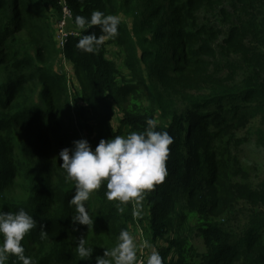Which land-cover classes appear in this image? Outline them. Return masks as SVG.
<instances>
[{
    "label": "trees",
    "instance_id": "obj_1",
    "mask_svg": "<svg viewBox=\"0 0 264 264\" xmlns=\"http://www.w3.org/2000/svg\"><path fill=\"white\" fill-rule=\"evenodd\" d=\"M66 4L80 36L70 37L62 53L81 84L83 104L76 109L75 121L93 150L101 139L144 131L146 121L158 115L162 123L157 130L174 137L168 176L145 194L143 208L137 211L131 201L108 200L105 181L85 202L89 211L95 205L94 225L104 229L115 246L121 230L130 233L146 223L153 239L166 243L159 249L162 264H264V183L224 186L219 196L218 187L230 179L225 171L230 161L214 153L234 128H246L258 116L264 124V0ZM47 7L61 15L58 0H0V210L23 208L34 216L37 226L23 243L25 254L37 264H96L105 249L91 244V226L73 223L76 210L68 202L75 181L66 179L56 154L73 135L65 129L56 97L58 91L66 93L67 76L54 70L51 52H46L51 45L57 53ZM94 10L131 19L132 28L120 20L118 34L105 37L98 51L87 53L77 48L78 41L89 31L100 35V29H80L75 17H90ZM34 16L42 21L37 29H32ZM28 29L38 36L22 41L20 35ZM114 44L127 56L125 73L109 58L108 46ZM114 100L121 111L117 126L112 125ZM71 132L78 136L76 127ZM260 132L264 146V129ZM16 143L22 155H14ZM240 170L239 165L233 175ZM18 177L27 194L23 201L8 195ZM183 194L189 210L185 212ZM241 202L250 206L248 223L236 236L230 222ZM193 220L204 242L203 254L184 233ZM42 226L46 239L40 236ZM80 237L93 249L90 260L78 255ZM7 264L18 261L10 256Z\"/></svg>",
    "mask_w": 264,
    "mask_h": 264
},
{
    "label": "clouds",
    "instance_id": "obj_2",
    "mask_svg": "<svg viewBox=\"0 0 264 264\" xmlns=\"http://www.w3.org/2000/svg\"><path fill=\"white\" fill-rule=\"evenodd\" d=\"M75 24L80 29L97 26L100 35L89 31L77 43V48L87 53L98 51L105 37L114 38L118 34L120 19L114 15H105L94 10L90 17L76 16ZM155 119H148L144 131H133L126 136L117 135L109 140L101 139L93 148L86 139L73 142L72 148H64L59 153L63 161L61 167L66 172V179L75 181V193L68 202L74 205L76 215L73 223L92 226L86 201L91 194L100 189L106 181V198L118 204L133 202L137 209L148 191L163 183L168 176L167 161L170 145L174 137L167 131L157 130ZM122 212L123 208H119ZM37 226L33 215L21 208L16 212L0 210V264H7L14 256L18 264H37L26 255L25 237ZM47 231L41 227V239L47 238ZM117 244L105 250L103 256L96 258V264H137L136 243L134 237L121 230ZM83 237L78 239L77 252L82 260H90L93 249L86 247ZM147 264H162V257L153 250Z\"/></svg>",
    "mask_w": 264,
    "mask_h": 264
},
{
    "label": "rangeland",
    "instance_id": "obj_3",
    "mask_svg": "<svg viewBox=\"0 0 264 264\" xmlns=\"http://www.w3.org/2000/svg\"><path fill=\"white\" fill-rule=\"evenodd\" d=\"M45 13L48 17V22L50 23L52 30L51 36L54 37V41L57 44V53L54 52V48L48 46L46 48V52L49 49L51 52V55L53 58L49 59V62L54 65V70L60 74H63L67 76V89L66 93L62 92H56L57 101L60 104L61 112L60 114L63 115L65 120V129L70 132V134L73 135V140L70 141V143L67 141L66 144H64V148H72L73 142L80 140V139H86V132L80 129L79 124H76L75 121V112L76 109L83 104V101L81 99V84L79 82V79L76 78L74 75V68L73 65L64 57L62 53V45H61V38L66 34H71V31L65 30V25L61 24V15L54 14L53 10L49 7L45 8ZM204 17V15H203ZM121 21L126 22L129 26V28H132V20L126 19L123 16L119 18ZM37 23L40 25L42 24V21H39L37 17L32 18V29L33 26L35 29L37 27L35 26ZM31 30L24 31L20 37L22 41L30 42L33 38L37 37V35L34 34ZM63 32V34H62ZM37 33V30H36ZM60 48V50H59ZM108 52H109V58L112 60H115L117 63L119 69L123 73L126 72V65L125 62L127 60V56L124 52H122L121 48L117 45H111L108 46ZM0 71H3V68L0 67ZM126 80H129V75L127 76ZM241 79L238 78L236 83H239ZM115 108V115L112 120V125L117 126V123L119 119L121 118V111L119 110L118 102L115 100L113 101ZM41 104V103H40ZM117 105V106H115ZM230 105L229 103H226L225 106ZM225 106L222 111V113H219L220 115H223V112L225 111ZM215 108V107H214ZM223 119V117H222ZM228 120V117H226V121ZM157 124L162 123V119L158 115L156 118ZM230 123V122H229ZM76 127L77 128V134L78 136L75 137V135L71 132V130ZM264 129V124L262 122L261 116H258L252 120H250L249 125L246 128H234L229 134L226 136H223L221 141L218 144V148L214 150V153L216 155H219V157H223V161L229 160L230 162L228 165V168H226V172L230 173V179L228 183H224L220 185L217 189V192L219 193V196H222L223 191L222 187H230L233 185H240V184H248L249 186H261V184L264 183V146L259 141V136L261 134V130ZM260 133V134H259ZM129 134V133H128ZM125 134L124 136H126ZM62 149H58L57 155H59L60 151ZM14 155H22L20 152V149L18 148V145L16 143V149ZM215 155V154H214ZM234 159H239L240 163L233 162ZM240 165L241 170L239 174L233 175V172L235 169ZM210 175V171L205 172V176L208 177ZM243 175H246L244 177ZM24 181L20 177L16 179L14 184L11 186V188L8 190V195L11 198H15L18 200H25L27 197V194L25 193L24 187H23ZM183 200V208L184 212L189 211L186 207V195L183 194L182 196ZM142 205L140 206V209H142ZM250 206H247L244 202H241L237 207V214L236 217L232 219L230 222V226L233 227V231L236 234V236H239L241 232L244 230L245 226L247 225L248 221V213H249ZM139 209H137L138 211ZM89 211V210H88ZM96 211L95 205L92 204L90 208V215L93 216ZM147 209H143L144 215L146 214ZM91 226V244L92 245H103V248L106 250H110L114 245H112L109 240L107 239L105 235L104 229L99 228L97 225ZM195 220L188 221L185 225L184 233L189 236L190 241L192 244L196 247L199 254H203L206 249L204 246L203 239L199 236V233L197 232L195 228ZM146 228H149L146 223L145 226H139V227H133L130 231V234L134 237L135 243H136V252H137V261L138 264H147V259L151 252L153 250L158 251L159 249H163L166 247V243L163 241H155L153 239V235L147 231ZM101 240V241H100Z\"/></svg>",
    "mask_w": 264,
    "mask_h": 264
},
{
    "label": "built area",
    "instance_id": "obj_4",
    "mask_svg": "<svg viewBox=\"0 0 264 264\" xmlns=\"http://www.w3.org/2000/svg\"><path fill=\"white\" fill-rule=\"evenodd\" d=\"M58 4L61 8V24L65 25V30L66 31H71V34H66L61 38V45L62 49L65 47L66 43L68 42L69 38L72 36H80V31L77 30V28L74 25V17L73 13L70 11L66 4V0H58ZM138 264V262H137Z\"/></svg>",
    "mask_w": 264,
    "mask_h": 264
}]
</instances>
